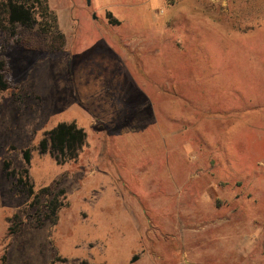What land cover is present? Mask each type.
<instances>
[{
    "label": "rangeland",
    "instance_id": "1",
    "mask_svg": "<svg viewBox=\"0 0 264 264\" xmlns=\"http://www.w3.org/2000/svg\"><path fill=\"white\" fill-rule=\"evenodd\" d=\"M47 5L19 29L39 48L0 31V264H264V0Z\"/></svg>",
    "mask_w": 264,
    "mask_h": 264
},
{
    "label": "trees",
    "instance_id": "2",
    "mask_svg": "<svg viewBox=\"0 0 264 264\" xmlns=\"http://www.w3.org/2000/svg\"><path fill=\"white\" fill-rule=\"evenodd\" d=\"M40 9L41 13L45 18H50L51 23L57 22V17L49 10L47 5V0H0V31H7L14 36L17 43L22 44L26 48L37 49L38 46L35 42L27 40V38L21 37L19 35L20 27H33L36 23V12ZM107 16L111 19L113 23L118 24L119 21L112 20V13L109 12ZM5 47L0 46V94L14 88V81L11 76V66L9 64L8 57L4 54ZM48 135L52 140V148L54 151L59 152L62 156L70 158H76L78 156L79 149L85 143L87 138V133L84 128L79 127L75 122H60L54 128H52ZM42 147L47 148V141L43 140L41 142ZM24 158L27 163L31 161V152L29 149L24 151ZM6 169L9 168V162L5 163ZM9 173V172H8ZM29 170L23 169L21 171V176L19 177V183L26 184L29 188L31 194L34 193L33 187L29 184ZM12 173H10L11 175ZM56 187V185H55ZM64 192V189L60 190ZM55 196L45 203L51 213L57 215L58 210V196L54 192V188L47 186L42 188L36 195L34 200V205L36 203L40 204V197L44 195ZM1 205V199H0ZM33 205V204H32ZM36 218L39 219L41 215L40 210L35 214ZM50 213L46 214L49 217ZM19 216L15 215L14 219L18 220ZM21 222L15 221L9 228L10 235H16L21 229ZM5 261V256H3V262Z\"/></svg>",
    "mask_w": 264,
    "mask_h": 264
}]
</instances>
